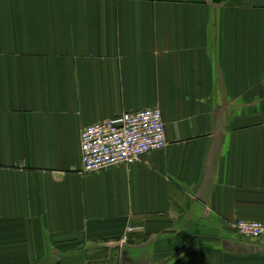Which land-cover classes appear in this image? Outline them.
<instances>
[{"label":"crops","instance_id":"1","mask_svg":"<svg viewBox=\"0 0 264 264\" xmlns=\"http://www.w3.org/2000/svg\"><path fill=\"white\" fill-rule=\"evenodd\" d=\"M160 107L168 144L85 173L81 131ZM264 0H0V264H264Z\"/></svg>","mask_w":264,"mask_h":264},{"label":"built area","instance_id":"2","mask_svg":"<svg viewBox=\"0 0 264 264\" xmlns=\"http://www.w3.org/2000/svg\"><path fill=\"white\" fill-rule=\"evenodd\" d=\"M167 144L160 107L124 112L81 131L83 171L92 173L118 165L129 166L163 150ZM235 229L248 238L264 237V221L237 219Z\"/></svg>","mask_w":264,"mask_h":264},{"label":"rangeland","instance_id":"3","mask_svg":"<svg viewBox=\"0 0 264 264\" xmlns=\"http://www.w3.org/2000/svg\"><path fill=\"white\" fill-rule=\"evenodd\" d=\"M134 242L120 239L113 244H92L91 246L80 248L77 257H69L64 264H105L106 262H116L120 257L127 256L130 247ZM131 251V250H130ZM125 259H128L125 257Z\"/></svg>","mask_w":264,"mask_h":264},{"label":"water","instance_id":"4","mask_svg":"<svg viewBox=\"0 0 264 264\" xmlns=\"http://www.w3.org/2000/svg\"><path fill=\"white\" fill-rule=\"evenodd\" d=\"M219 1H221V0H219Z\"/></svg>","mask_w":264,"mask_h":264}]
</instances>
